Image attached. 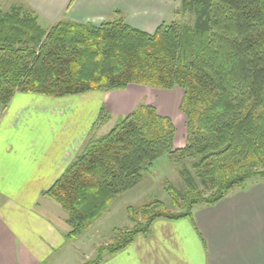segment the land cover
Instances as JSON below:
<instances>
[{
	"label": "trees",
	"instance_id": "trees-1",
	"mask_svg": "<svg viewBox=\"0 0 264 264\" xmlns=\"http://www.w3.org/2000/svg\"><path fill=\"white\" fill-rule=\"evenodd\" d=\"M191 25L161 21L148 33L117 17L94 25L62 20L49 29L21 6H0V107L16 93L52 98L130 85L183 91L185 140L175 147L173 120L150 104L120 116L45 191L64 210L68 237L81 235L142 178L158 156L187 159L186 190L167 186L178 211L159 200L127 206L130 228L116 230L99 264L147 236L156 219L190 218L235 188L264 179V0H180ZM101 108L92 130L108 121Z\"/></svg>",
	"mask_w": 264,
	"mask_h": 264
},
{
	"label": "crops",
	"instance_id": "crops-1",
	"mask_svg": "<svg viewBox=\"0 0 264 264\" xmlns=\"http://www.w3.org/2000/svg\"><path fill=\"white\" fill-rule=\"evenodd\" d=\"M2 1L23 7L42 28L62 20L98 25L115 11L134 27H155L170 8V0ZM128 88L60 98L16 93L0 107V264H47L64 249L66 214L45 191L91 136L105 134L108 110ZM101 108L109 119L92 130ZM99 264H264V179L196 206L193 220L156 219L149 235Z\"/></svg>",
	"mask_w": 264,
	"mask_h": 264
},
{
	"label": "rangeland",
	"instance_id": "rangeland-1",
	"mask_svg": "<svg viewBox=\"0 0 264 264\" xmlns=\"http://www.w3.org/2000/svg\"><path fill=\"white\" fill-rule=\"evenodd\" d=\"M170 8L165 12L166 22L175 21L179 24L191 25L193 15L185 13L181 9L180 0H170ZM3 10L9 11L11 3L0 1ZM164 15V14H163ZM117 17L115 13L109 19ZM44 29L50 27L43 26ZM154 26H141L150 33ZM111 93V92H110ZM183 91L180 88L173 90H158L147 86H130L126 92L115 98L111 112V120L101 127L100 133H107L116 120L132 111L139 104H150L160 114L169 116L176 127L175 147L184 145L186 117L179 111V103ZM78 96V95H72ZM70 97V96H67ZM83 98V97H81ZM123 103L125 107H122ZM47 110L44 112L46 113ZM55 112L50 113L52 116ZM35 114V113H34ZM28 115H33L32 112ZM110 116V114H109ZM186 170L193 173L191 162L187 159L171 161L166 154L154 159L152 165L142 172V178L138 184L119 195L110 205L109 209L81 235L69 237L63 250L59 251L47 264H87L98 256L100 247L110 242L116 230H125L132 226L126 214L127 206H140L152 200H159L169 211H178L167 192V186L173 185L178 191L184 192L186 187L182 179V172ZM258 179V178H255ZM250 183L247 182V186ZM238 190L235 188L233 191ZM232 191V192H233ZM231 192V193H232Z\"/></svg>",
	"mask_w": 264,
	"mask_h": 264
},
{
	"label": "bare ground",
	"instance_id": "bare-ground-1",
	"mask_svg": "<svg viewBox=\"0 0 264 264\" xmlns=\"http://www.w3.org/2000/svg\"><path fill=\"white\" fill-rule=\"evenodd\" d=\"M46 111V110H45Z\"/></svg>",
	"mask_w": 264,
	"mask_h": 264
}]
</instances>
